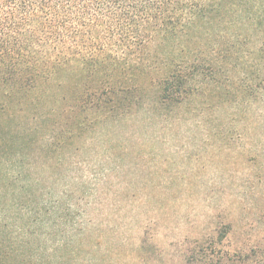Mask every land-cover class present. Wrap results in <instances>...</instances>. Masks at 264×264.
Listing matches in <instances>:
<instances>
[{
	"label": "rangeland",
	"instance_id": "374dc122",
	"mask_svg": "<svg viewBox=\"0 0 264 264\" xmlns=\"http://www.w3.org/2000/svg\"><path fill=\"white\" fill-rule=\"evenodd\" d=\"M211 27L165 47L178 92L159 68L137 76L128 113L43 156L44 186L73 192L76 264H264L260 42L246 23Z\"/></svg>",
	"mask_w": 264,
	"mask_h": 264
},
{
	"label": "trees",
	"instance_id": "16d2710c",
	"mask_svg": "<svg viewBox=\"0 0 264 264\" xmlns=\"http://www.w3.org/2000/svg\"><path fill=\"white\" fill-rule=\"evenodd\" d=\"M241 23L264 60V0H0V264H76L84 228L64 220L73 192L44 186L43 156L128 113L137 76L159 68L178 92L165 47L192 28Z\"/></svg>",
	"mask_w": 264,
	"mask_h": 264
}]
</instances>
